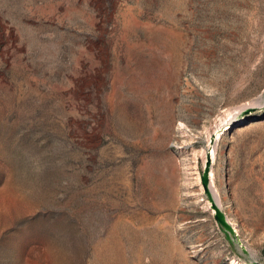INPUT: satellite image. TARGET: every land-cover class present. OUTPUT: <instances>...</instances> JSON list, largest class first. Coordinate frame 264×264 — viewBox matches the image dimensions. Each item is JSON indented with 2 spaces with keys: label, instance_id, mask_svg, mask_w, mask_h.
I'll use <instances>...</instances> for the list:
<instances>
[{
  "label": "rangeland",
  "instance_id": "rangeland-1",
  "mask_svg": "<svg viewBox=\"0 0 264 264\" xmlns=\"http://www.w3.org/2000/svg\"><path fill=\"white\" fill-rule=\"evenodd\" d=\"M255 262L264 0H0V264Z\"/></svg>",
  "mask_w": 264,
  "mask_h": 264
},
{
  "label": "water",
  "instance_id": "water-1",
  "mask_svg": "<svg viewBox=\"0 0 264 264\" xmlns=\"http://www.w3.org/2000/svg\"><path fill=\"white\" fill-rule=\"evenodd\" d=\"M258 107L256 106H246L244 107L240 112V116H245L247 114H250L252 112L257 111ZM214 138H211V140ZM210 165H211V158L210 155H206V161L202 169V173L200 175V181L203 187V190L206 194V196L209 199L210 207L214 211V219L219 227V229L225 234L227 239H231L232 235L234 234L232 226L227 222L225 214L220 209L219 205L216 203L215 198L213 197L210 189H209V172H210ZM255 264H261L258 262H255Z\"/></svg>",
  "mask_w": 264,
  "mask_h": 264
},
{
  "label": "bare ground",
  "instance_id": "bare-ground-1",
  "mask_svg": "<svg viewBox=\"0 0 264 264\" xmlns=\"http://www.w3.org/2000/svg\"><path fill=\"white\" fill-rule=\"evenodd\" d=\"M256 101V100H255ZM258 102H253V104H257ZM251 104V103H250ZM246 107V106H245ZM243 108V107H242ZM238 110H241V108L240 109H238ZM238 112V111H237ZM227 120V119H226ZM227 122V121H226ZM222 123V122H221ZM223 124V123H222ZM228 124V123H227ZM222 126V125H221ZM221 126H219V127H221ZM223 126L221 127V128H219L220 129V131H222L223 129ZM221 133L218 131L216 134H215V138L213 139V142H216L217 141V139L219 138V135H220ZM210 140H209V144H210ZM209 147V151H208V154L210 155V157H211V159L213 160V157H214V145H210V146H208ZM209 189H210V191H211V193H212V195H213V197L215 198V201H216V203L219 205V207H220V202H219V197H218V194H217V192H216V188H215V186H214V183H213V173H212V171L210 170V172H209ZM209 207H210V202H209ZM226 220H227V222L229 223V221H228V219L226 218ZM230 224V223H229ZM231 225V224H230ZM232 226V228H233V231H234V233H236V229H235V227L233 226V225H231Z\"/></svg>",
  "mask_w": 264,
  "mask_h": 264
}]
</instances>
